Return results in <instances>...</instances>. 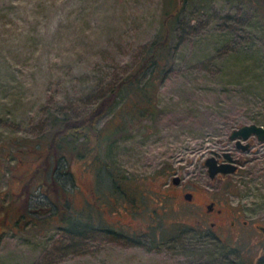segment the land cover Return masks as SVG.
I'll return each mask as SVG.
<instances>
[{
    "label": "rangeland",
    "instance_id": "374dc122",
    "mask_svg": "<svg viewBox=\"0 0 264 264\" xmlns=\"http://www.w3.org/2000/svg\"><path fill=\"white\" fill-rule=\"evenodd\" d=\"M167 1L0 0V264H264L258 231L200 236V215L173 181L221 194L264 224V140L252 136L245 152L229 134L253 118L264 125V0H185L152 104L133 94L127 113L119 96L96 118L108 130L102 151L127 181L112 193L93 161L71 158L70 196L76 208L103 207V220L91 219L103 228L66 231L47 208L35 213L40 223L14 222L25 201L45 202L14 199L32 159L22 142L46 139L56 115H86L135 71ZM228 148L239 169L210 178L205 159Z\"/></svg>",
    "mask_w": 264,
    "mask_h": 264
},
{
    "label": "trees",
    "instance_id": "16d2710c",
    "mask_svg": "<svg viewBox=\"0 0 264 264\" xmlns=\"http://www.w3.org/2000/svg\"><path fill=\"white\" fill-rule=\"evenodd\" d=\"M167 2L169 5L163 10L162 27L158 37L149 44L141 64L135 71L121 78L107 95L99 99L96 103L97 107H92L86 115L74 118L68 115H56L52 117L56 128L46 139L38 138L34 143L22 142V146L26 147L23 149L27 150L32 159L29 162L28 172L23 175L22 189L18 195L14 196V199L15 197L17 199L20 197L29 199L38 196L43 198L45 202L42 204L38 201L39 199L33 202L30 199L25 201L24 204H21L24 205V208L21 207L23 211L17 213L14 222L18 224L21 222L23 226L30 223H40L35 213L41 211V208H47L49 214L46 219L51 220V222L64 221L65 225L62 224V227L66 231H74L79 234L88 228H103L91 220L94 217H100L103 220L102 218L105 217L103 207L102 210L98 211L92 202L85 203L87 204L86 209L73 206L70 196L73 174L69 169V162L71 158L93 161L96 165L95 173H97L99 181L106 180V184L112 193L113 191L123 193V182L127 181L128 176L114 168L115 165L112 167L107 153L105 155L102 151V147L106 145L105 141L108 140V130L102 126L98 128L96 118L106 113L111 108L113 101L119 96L124 97L123 108L125 109L124 112L127 113L133 111L136 100L132 101V105H128L131 102L128 99L133 94L142 96L149 105L152 104V91L157 87L158 80L163 78L173 65L174 57L169 43L179 25L185 0H168ZM253 120L258 122L256 118ZM121 128L123 126L119 127V129ZM15 148L17 147L15 146ZM21 148L17 150L24 151ZM69 180L70 182H68ZM96 196L97 199L102 198L98 194ZM104 202L105 200L102 201L103 205ZM3 205L5 211L7 207H12L11 202ZM104 229L117 233V229H110L108 226H105ZM235 264L242 263L236 262Z\"/></svg>",
    "mask_w": 264,
    "mask_h": 264
},
{
    "label": "flooded vegetation",
    "instance_id": "af4514ba",
    "mask_svg": "<svg viewBox=\"0 0 264 264\" xmlns=\"http://www.w3.org/2000/svg\"><path fill=\"white\" fill-rule=\"evenodd\" d=\"M256 135H250L247 139H241V143L234 142L235 148L241 151H248L253 147ZM243 144H247L246 148H243ZM213 156L217 158V162L231 161V163L236 165L234 172L239 169L238 163L242 160V157L236 155L232 148L225 149L223 151H214ZM205 162V161H204ZM227 173L232 172H217L215 176H224ZM214 176V177H215ZM210 178H213L209 175ZM178 183L183 185L182 196L186 199L187 203L192 204L194 209H197L200 215L197 219V229L200 236H217L218 231H227L229 229H240V227H248L250 230L258 231L264 234V224L255 222L254 220H249L242 217V209H238L232 206L226 201L225 197L221 194H214L213 191L209 189L202 188L200 185H189L181 180L178 176ZM176 183V182H175ZM184 183V184H182ZM189 187V188H188ZM200 194L201 198H200Z\"/></svg>",
    "mask_w": 264,
    "mask_h": 264
},
{
    "label": "water",
    "instance_id": "95a60500",
    "mask_svg": "<svg viewBox=\"0 0 264 264\" xmlns=\"http://www.w3.org/2000/svg\"><path fill=\"white\" fill-rule=\"evenodd\" d=\"M230 138L235 139L237 143H241V139H247L250 135H256L258 140H264V125L256 122H247L237 126L230 133ZM247 144H243L246 148ZM209 175L214 177L217 172H233L237 168L231 161L217 162V158L213 155L207 156L205 159ZM173 181L178 183V176L173 177Z\"/></svg>",
    "mask_w": 264,
    "mask_h": 264
}]
</instances>
